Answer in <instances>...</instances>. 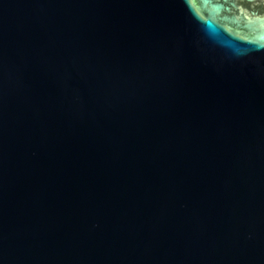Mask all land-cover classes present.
I'll return each instance as SVG.
<instances>
[{"label": "water", "instance_id": "obj_1", "mask_svg": "<svg viewBox=\"0 0 264 264\" xmlns=\"http://www.w3.org/2000/svg\"><path fill=\"white\" fill-rule=\"evenodd\" d=\"M0 264H264V0H0Z\"/></svg>", "mask_w": 264, "mask_h": 264}]
</instances>
